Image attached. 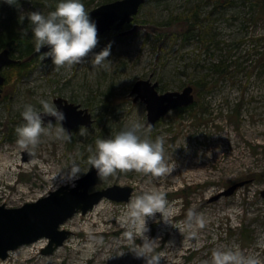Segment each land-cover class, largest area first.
<instances>
[{
  "label": "rangeland",
  "instance_id": "1",
  "mask_svg": "<svg viewBox=\"0 0 264 264\" xmlns=\"http://www.w3.org/2000/svg\"><path fill=\"white\" fill-rule=\"evenodd\" d=\"M113 1L83 0L90 12ZM55 4L0 3V31L8 16L20 22V12L47 14ZM194 8L200 17L193 29ZM109 44L105 66H93V53ZM2 74L0 205L21 207L71 185L58 174L78 163L85 176L96 139L114 136L134 121L146 125L143 135L163 139L169 171L117 169L100 177L92 192L133 186L130 201L103 199L87 214L74 215L62 226L72 235L52 254L42 253L44 239L11 252L0 264H147L134 250L149 243L152 254L161 256L159 264H212L214 249L234 244L264 264V0H151L121 30L98 35L81 63L56 66L41 57L30 68L6 67ZM149 79L159 82L160 93L192 86L195 103L169 112L151 128L147 105L131 95L137 81ZM57 98L88 110L93 125L76 128L67 140L57 135L60 122L44 125L39 142L22 148L16 127L23 123L24 105L42 111L41 99ZM24 153L32 158L25 161ZM242 182L247 183L231 196L222 195ZM153 189L165 193L171 222L156 212L142 236L131 227L128 207L137 194ZM192 209L205 222L193 220L187 228Z\"/></svg>",
  "mask_w": 264,
  "mask_h": 264
},
{
  "label": "clouds",
  "instance_id": "2",
  "mask_svg": "<svg viewBox=\"0 0 264 264\" xmlns=\"http://www.w3.org/2000/svg\"><path fill=\"white\" fill-rule=\"evenodd\" d=\"M0 3L20 7L21 0H0ZM25 18L35 40V49L43 51L44 58L51 57L56 66L72 65L84 61L98 43L97 23L90 16V11L85 7L83 0H56L55 7L45 14L42 10L20 12L18 19L22 23ZM111 44L101 51L93 53L91 63L93 66L104 67L110 56ZM42 111L35 105L27 103L23 107V123L16 127L17 143L24 149L35 146L47 129L45 128L42 114L56 118L60 122L57 135L63 139H71V135L61 123L66 119L54 100L49 102L41 99ZM48 123H52L49 121ZM146 125L140 121L131 122L118 131L114 136L97 138L95 148L90 147L91 155L88 157L89 171L95 168L99 177H108L117 169H136L161 175L169 171L164 160V141L157 137L151 139L143 135ZM83 171L78 163L63 173L58 174L64 183L75 187V181L80 179ZM156 212L162 213L166 222V214H171L165 193L158 190L144 191L137 194L130 202L127 215L132 220V229L139 230L142 236L148 231L147 218ZM198 220L203 225L202 214L192 209L188 213L187 228L192 227V221ZM150 242V240L148 239ZM137 256L147 258V264H159L161 256L153 255L149 244L134 250ZM202 264H209L207 260ZM212 264H261L258 256L245 254L238 244L231 247H218L212 252Z\"/></svg>",
  "mask_w": 264,
  "mask_h": 264
},
{
  "label": "water",
  "instance_id": "3",
  "mask_svg": "<svg viewBox=\"0 0 264 264\" xmlns=\"http://www.w3.org/2000/svg\"><path fill=\"white\" fill-rule=\"evenodd\" d=\"M151 0H116L105 3L90 12V16L97 23V35L109 31H119L125 25L134 21L142 6ZM44 46L41 52H34L25 60L31 61L43 55ZM51 57H43L42 62L51 61ZM22 59L12 57L10 49H3L0 52V99L3 96V85L6 78L2 72L6 67L15 64H22ZM159 82L149 80L137 81L131 91L135 95V101L139 99L147 105L148 126L153 128L169 112L188 108L195 103V91L192 86L185 87L182 91H168L160 93ZM55 104L64 111L66 119L61 123L72 135L73 130L78 127H91L94 123L92 115L88 110H83L79 105L69 103L63 98H57ZM45 125H50L56 118L42 114ZM51 121L52 123H48ZM25 161L32 156L24 153ZM100 177L95 168L87 172L85 176L76 180L75 187L63 185L34 202H27L21 207L8 208L0 205V261L9 258L10 253L24 245H29L47 239L48 244L42 249L44 255L52 254L57 248L72 235V231L62 226L74 215L87 214L103 199L115 202H129L135 188L133 186L113 185L102 190L91 191ZM247 182L235 184L227 189L222 195L231 196L236 189L244 186ZM261 195L264 197V191Z\"/></svg>",
  "mask_w": 264,
  "mask_h": 264
},
{
  "label": "trees",
  "instance_id": "4",
  "mask_svg": "<svg viewBox=\"0 0 264 264\" xmlns=\"http://www.w3.org/2000/svg\"><path fill=\"white\" fill-rule=\"evenodd\" d=\"M13 15V14H12ZM192 19V28L194 29L195 26L199 23V13L197 9H193L191 14ZM11 18V16H8ZM13 17V16H12ZM8 19L7 23L2 25V29L0 31V48L6 49L10 48V51H18L21 53V55L25 56V58H28L35 50V40L33 37V33L29 27V24L25 25L17 22L16 20ZM191 32V31H190ZM44 55H40L36 57L35 59L31 61H25L23 60L22 64H15L10 67L22 69V67H25V69L30 68V64L34 61H38L41 57L43 58ZM20 59H23V57H19ZM22 74V73H20ZM205 82V87L209 88ZM189 108V107H188ZM197 111H195L196 113ZM188 207L186 208V210Z\"/></svg>",
  "mask_w": 264,
  "mask_h": 264
},
{
  "label": "flooded vegetation",
  "instance_id": "5",
  "mask_svg": "<svg viewBox=\"0 0 264 264\" xmlns=\"http://www.w3.org/2000/svg\"><path fill=\"white\" fill-rule=\"evenodd\" d=\"M12 56H13V55H12ZM180 109L182 110L183 108H179V109H176V110H180Z\"/></svg>",
  "mask_w": 264,
  "mask_h": 264
},
{
  "label": "bare ground",
  "instance_id": "6",
  "mask_svg": "<svg viewBox=\"0 0 264 264\" xmlns=\"http://www.w3.org/2000/svg\"><path fill=\"white\" fill-rule=\"evenodd\" d=\"M17 251V250H16Z\"/></svg>",
  "mask_w": 264,
  "mask_h": 264
}]
</instances>
